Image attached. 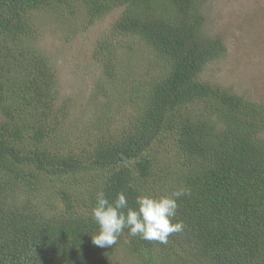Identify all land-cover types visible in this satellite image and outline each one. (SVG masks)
<instances>
[{
	"label": "trees",
	"instance_id": "obj_1",
	"mask_svg": "<svg viewBox=\"0 0 264 264\" xmlns=\"http://www.w3.org/2000/svg\"><path fill=\"white\" fill-rule=\"evenodd\" d=\"M81 1L90 22L122 8L93 50L107 102L96 136L66 127L28 14L64 0H0V264H114L110 247L92 243L96 192L124 191L135 206L140 192L181 187L182 232L165 244L120 234L133 264H264V106L200 79L224 52L204 30L206 0ZM136 43L152 55L147 78L127 92L132 111L111 133L101 119L124 73L116 51ZM192 106L199 112H185ZM161 141L174 152L164 162Z\"/></svg>",
	"mask_w": 264,
	"mask_h": 264
},
{
	"label": "rangeland",
	"instance_id": "obj_2",
	"mask_svg": "<svg viewBox=\"0 0 264 264\" xmlns=\"http://www.w3.org/2000/svg\"><path fill=\"white\" fill-rule=\"evenodd\" d=\"M60 5L56 9L37 8L28 12L39 33L36 44L55 69L59 91L57 104L64 106L68 117L66 127L71 122L74 130L77 127L93 130L96 136L97 109L98 106L106 108L107 102L103 94L97 96L95 92L96 84L102 78V69L93 57V50L122 8L90 22L81 0H64ZM203 12L207 36L220 37L224 52L207 65L200 79L231 89L264 106V0H206ZM134 45L131 52L116 51L117 69L124 73H118L116 80L122 81L113 85L110 109L101 119L111 133L120 132L132 111L127 92L132 91L135 82L147 78L151 52L139 43ZM189 111L199 112L196 106L185 110ZM109 132L102 133L108 135ZM260 137L264 140V134ZM78 138L85 139V142L93 139ZM157 146L162 162L168 156H174L167 143ZM110 248L114 264L134 263V255L127 251L122 237Z\"/></svg>",
	"mask_w": 264,
	"mask_h": 264
},
{
	"label": "clouds",
	"instance_id": "obj_3",
	"mask_svg": "<svg viewBox=\"0 0 264 264\" xmlns=\"http://www.w3.org/2000/svg\"><path fill=\"white\" fill-rule=\"evenodd\" d=\"M186 194L183 187L170 194L140 192L135 206H130L124 191L114 200H109L103 190L97 191L91 216L98 229L92 234V243L100 248L112 247L125 229L130 236L167 243L170 235L184 230L183 221L176 217L178 199Z\"/></svg>",
	"mask_w": 264,
	"mask_h": 264
}]
</instances>
